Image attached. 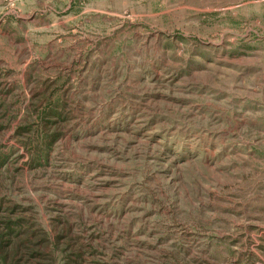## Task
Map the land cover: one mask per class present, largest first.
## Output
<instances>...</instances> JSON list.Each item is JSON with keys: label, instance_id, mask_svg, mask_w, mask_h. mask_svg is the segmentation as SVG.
Instances as JSON below:
<instances>
[{"label": "rangeland", "instance_id": "374dc122", "mask_svg": "<svg viewBox=\"0 0 264 264\" xmlns=\"http://www.w3.org/2000/svg\"><path fill=\"white\" fill-rule=\"evenodd\" d=\"M0 264H264V0H0Z\"/></svg>", "mask_w": 264, "mask_h": 264}]
</instances>
